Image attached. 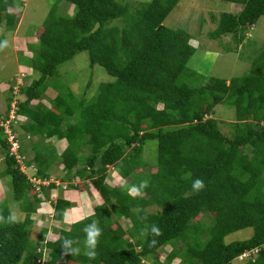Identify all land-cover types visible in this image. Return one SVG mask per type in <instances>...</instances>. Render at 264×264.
Returning a JSON list of instances; mask_svg holds the SVG:
<instances>
[{"label": "trees", "instance_id": "16d2710c", "mask_svg": "<svg viewBox=\"0 0 264 264\" xmlns=\"http://www.w3.org/2000/svg\"><path fill=\"white\" fill-rule=\"evenodd\" d=\"M67 1L75 5L73 14L55 5L36 33L38 40L27 44L31 55L19 56L22 68H35L39 77L19 88L24 100L17 112L31 121L24 126L27 135L68 144L58 154L52 143L32 142L34 154L28 158L20 143L18 157L0 121V176L10 178L11 204L18 205L19 218L0 221V264H236L248 252L256 256L241 264H264V43L248 73L208 77L193 87L188 83L197 75L188 67L197 49L192 34L165 25L180 0ZM221 1L243 8L212 13L217 26L208 36L229 35L245 48L250 29L264 15V0ZM21 5V0H0V40L4 30H17ZM81 52L112 78L90 99L60 79L59 68ZM4 83L14 90L9 80ZM223 102L235 108L232 136L207 113ZM11 108L9 103L6 115ZM149 141L157 142L152 163L145 157ZM58 160L70 179H80L70 187L79 190L85 187L82 181H90L104 202L69 228L55 226L57 238L48 239L51 228L41 227L33 241V213L50 198L55 183L33 182L22 163L35 165L36 176L45 181ZM109 166L128 185L111 186ZM196 179L204 182L198 193L191 188ZM142 181L147 183L142 194L129 195L130 187ZM73 205L57 198L53 218L64 221ZM10 214L9 203L0 202V216ZM124 218L132 227L121 225ZM93 220L102 235L97 256L89 259L83 229ZM152 225L159 235L150 232ZM248 227L254 228L252 237L225 241ZM65 238L78 241L81 252L67 253L61 245ZM168 245L171 251L161 261Z\"/></svg>", "mask_w": 264, "mask_h": 264}, {"label": "rangeland", "instance_id": "374dc122", "mask_svg": "<svg viewBox=\"0 0 264 264\" xmlns=\"http://www.w3.org/2000/svg\"><path fill=\"white\" fill-rule=\"evenodd\" d=\"M21 1L20 23L17 30L15 32L3 31L5 39L9 41V46L0 49V80H3V82L9 80L14 90H5V92L0 93V95L2 94L0 96V114L1 116L3 115V117H1L3 119L0 118V121L1 123H6L9 133L11 132L15 138L19 137L20 141L18 142L23 145L22 149H24L23 151L26 152L25 155L29 158L30 155L27 151L28 149L30 150L29 145L32 144H29L31 140L28 138L24 126L31 121L27 117L20 118V114L17 112L18 103L24 100V96H18L17 92L21 86L29 85L33 79L38 78L39 73L32 67L24 66L22 68L19 63V56L21 54L31 55L27 49V44L38 40L36 33L43 27L46 17L55 5L58 7V11L60 10L63 13L68 12L70 14H73L75 5L67 0ZM136 1L150 2L151 0ZM242 8V4L221 0H180L178 5L166 18L165 25L168 27L174 29L181 28L192 34L191 43L197 49L195 54L191 57L188 67L196 71L197 75L188 81L191 86H202L205 79L212 76L230 79L234 76H242L249 72L252 65L251 61L254 59V56L261 52L263 47L264 15L250 29L245 48H238V45H236V42L232 39L233 37L229 35H224L218 40L211 39L208 36L209 32L217 26V23L211 18L212 13L218 16L224 12L240 13ZM59 69L61 75L60 79L64 84L69 85L77 95L85 94L87 99H90L96 94L101 82L110 81L112 79L103 67L98 65L94 67L91 66L88 52L79 53L75 58L67 61ZM89 82H91V84L88 87ZM51 92L53 91H50V93ZM47 100L45 101L46 104L49 103ZM9 103L12 108L9 114L6 115L5 111L8 110ZM207 113L208 116L218 120V125L225 134L228 136L234 135L236 132V112L232 104L223 102L215 106L213 111L209 110ZM44 141L41 142V144L44 143ZM18 146L20 147V145ZM84 148L86 152H89V145ZM13 150H17L16 145H14ZM145 157L150 163L156 161V141H149L147 143L145 146ZM54 167L53 172H55V174L61 175L63 173V170L60 169V165ZM22 169L29 175L33 182L47 184L51 181L49 180L46 182V180L41 181L37 179L36 168L33 166L30 167L26 163H22ZM1 181L2 180H0V183ZM4 182L2 181L1 187L3 191L5 190L6 194L0 195V202L6 201L10 203L13 200L11 181L8 177H5ZM41 197L44 198L42 194ZM84 202H88L86 196ZM202 220H204V218H202L201 221ZM58 221L59 220L49 216L42 218L40 215H34L35 225L33 228L31 227L30 230L32 240H38L39 229H41V227H48L55 231L54 227L55 225L57 226V223H59ZM71 224L72 222L69 219L67 223H65V227L69 228ZM123 226L126 229L132 227L128 219L123 220ZM253 234L254 228L248 227L229 234L225 238V241L229 243L235 240H245L252 237ZM54 237L55 236H52V238ZM169 251H171L170 246L162 250L161 261L165 259ZM46 256L48 257V253H46ZM255 256V252H249L248 256L243 255L241 258H238L236 264L245 263L249 258Z\"/></svg>", "mask_w": 264, "mask_h": 264}, {"label": "crops", "instance_id": "0c3cea01", "mask_svg": "<svg viewBox=\"0 0 264 264\" xmlns=\"http://www.w3.org/2000/svg\"><path fill=\"white\" fill-rule=\"evenodd\" d=\"M5 86L6 85L4 82L0 83V92L1 93L5 92V90H7V89H5ZM28 138L32 142L37 141V142L41 143L44 141L38 135H35V136L28 135ZM31 141L29 144H32ZM50 143H52L54 145L55 152L58 154L62 153L68 144L65 139H62V140L46 139L44 141V143L41 144V146L48 145ZM29 146H30V150L28 149L27 152L29 153L30 156H33L34 150H33L31 145H29ZM59 161L60 160L56 161L54 166L60 165V169L63 170L62 171L63 173L61 175H59L57 173L55 174V172H53L55 167L52 166L50 168L49 180H51L50 182H52L53 184L55 183V186L49 192L50 198H48V200H44L43 202H41L37 208V211L35 213H33V218H34V215H37V216L40 215L42 218L46 217V216L53 218L52 202H55L57 200V198H59V197H63L64 199L72 201L74 203V205L70 209L67 210V212L65 214L64 221H60V220L58 221L59 223H57V226L62 227L63 225L65 226V223H67V221L69 219L72 223H74V222L81 220V219H83L89 215H92L95 211V207L98 205H101L104 202V199L102 198L100 193L95 189V187L92 185V183L90 181H87V180L82 181V183H85V187H80L79 190H76V189H73L72 187H70L71 184L77 185L78 182L80 183V179L79 178L70 179L69 178L70 175H67V172L63 169V165ZM31 166L36 168L35 165H31ZM4 178L5 177L0 176V180H2L3 182H4ZM37 179H40V178H37ZM49 180L47 179L46 182ZM123 180H126V179L122 178L118 174V172L114 169L113 166H109L108 175H107V182L111 186H119L120 187V186L128 185L127 181H123ZM2 181L0 183V195L1 194L5 195L6 192H5V190L3 191L2 187H1ZM7 183H8V181H7ZM48 183L45 185H48ZM85 196H86L88 202H84ZM11 202L9 203V205L11 207L12 214L17 215L18 214V205H16L15 203L11 204ZM123 220H125V218L122 219V221H121L122 226H123ZM131 226H132V222H131ZM47 236H48V239H55L58 237V233H57V231H53L52 229H50ZM52 236H55V237L52 238Z\"/></svg>", "mask_w": 264, "mask_h": 264}, {"label": "clouds", "instance_id": "9594fccd", "mask_svg": "<svg viewBox=\"0 0 264 264\" xmlns=\"http://www.w3.org/2000/svg\"><path fill=\"white\" fill-rule=\"evenodd\" d=\"M8 46H9V41L7 39L0 40V49L6 48ZM20 118H24V117L22 115H20ZM146 186H147V183L145 181H142L136 185H132L129 189V195L134 196V197L140 196L142 194V190ZM191 188H192L193 192L198 193L199 191H201L204 188L203 180H201V179L194 180L192 182ZM0 221H4L7 223H17V222H19V218L15 214H10L7 217L0 216ZM145 231H148V229H145ZM83 232H84V239H83L84 254L89 259H95V257L97 256V251H96L97 245H98L99 239L102 235V229L98 225V222L96 220H93L91 223L85 225ZM150 232L152 234H155V235L160 234L159 228L156 225L151 226ZM151 243L155 244L156 241L152 240ZM61 245L63 246V248L65 249V251L67 253L79 254L81 252V247L79 246V242L74 241L73 239L65 238L62 241ZM248 253H246L244 255L248 256Z\"/></svg>", "mask_w": 264, "mask_h": 264}, {"label": "built area", "instance_id": "2783aa9c", "mask_svg": "<svg viewBox=\"0 0 264 264\" xmlns=\"http://www.w3.org/2000/svg\"><path fill=\"white\" fill-rule=\"evenodd\" d=\"M10 123H11V121H10ZM2 125L5 127L6 132L9 134V140L11 141V144H12V151L18 155V149H19V146L18 145H19V143L16 141V138L12 135V133L11 132L10 133L8 132V128L6 126V123L2 122ZM14 145L17 146V150H15V151L13 150ZM18 157H19V155H18Z\"/></svg>", "mask_w": 264, "mask_h": 264}, {"label": "bare ground", "instance_id": "6f19581e", "mask_svg": "<svg viewBox=\"0 0 264 264\" xmlns=\"http://www.w3.org/2000/svg\"><path fill=\"white\" fill-rule=\"evenodd\" d=\"M243 256V255H242ZM242 256H240L239 258H241Z\"/></svg>", "mask_w": 264, "mask_h": 264}]
</instances>
